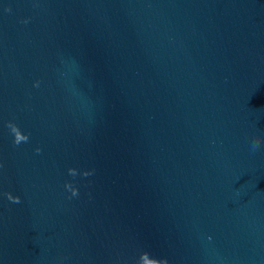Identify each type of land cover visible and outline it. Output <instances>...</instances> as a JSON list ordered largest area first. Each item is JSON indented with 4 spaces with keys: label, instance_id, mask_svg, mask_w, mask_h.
Instances as JSON below:
<instances>
[{
    "label": "water",
    "instance_id": "1",
    "mask_svg": "<svg viewBox=\"0 0 264 264\" xmlns=\"http://www.w3.org/2000/svg\"><path fill=\"white\" fill-rule=\"evenodd\" d=\"M141 252L264 264V0H0V264Z\"/></svg>",
    "mask_w": 264,
    "mask_h": 264
},
{
    "label": "clouds",
    "instance_id": "2",
    "mask_svg": "<svg viewBox=\"0 0 264 264\" xmlns=\"http://www.w3.org/2000/svg\"><path fill=\"white\" fill-rule=\"evenodd\" d=\"M8 128L10 129L11 133L13 134V143L14 144H19L20 142H27L28 135L26 133L21 132L16 124L9 122ZM260 140H261V137L259 135L253 140V147L254 148L259 147ZM35 151L37 153H39L40 149L37 148V149H35ZM68 173L72 176H75L76 175V169L70 167L68 169ZM88 174H89L88 172L83 173V175H88ZM65 188L69 189L71 191L72 195H74V196L77 195V189L75 187H73L71 183L65 182ZM5 195L7 196V198L10 201L19 202L18 196H14L11 193H5ZM137 264H167V261L163 260V259H156V258L150 257L147 252H141L139 255V259H138Z\"/></svg>",
    "mask_w": 264,
    "mask_h": 264
}]
</instances>
